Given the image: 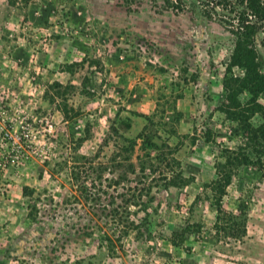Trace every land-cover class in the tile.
I'll list each match as a JSON object with an SVG mask.
<instances>
[{
	"label": "rangeland",
	"instance_id": "rangeland-1",
	"mask_svg": "<svg viewBox=\"0 0 264 264\" xmlns=\"http://www.w3.org/2000/svg\"><path fill=\"white\" fill-rule=\"evenodd\" d=\"M246 1L0 0V264H264V141L240 128L263 119L222 109L264 70ZM144 125L174 153L140 171ZM226 148L251 161L219 214Z\"/></svg>",
	"mask_w": 264,
	"mask_h": 264
},
{
	"label": "trees",
	"instance_id": "trees-1",
	"mask_svg": "<svg viewBox=\"0 0 264 264\" xmlns=\"http://www.w3.org/2000/svg\"><path fill=\"white\" fill-rule=\"evenodd\" d=\"M209 3H211L213 9L219 5H222V7H224V5H229L228 0H210ZM240 14L243 15L239 16V18H241V22L238 25L252 27L253 23H255L253 26V32L262 31L264 33V6L261 4L260 0H247L246 9L242 10ZM258 44L264 49V35L259 39ZM243 52L250 59H255L256 57V53L253 48H244ZM232 63H235V61L232 60ZM223 85L225 91L231 94L229 100L224 104V108H222L223 111L228 114V117L242 121H246L250 115L258 113L263 119L261 124L258 126H252L249 122H247L244 127L240 126V128L243 131H246V135L249 137L250 143H257L255 140L258 137L264 141V104L258 102V98L260 96L264 97V70L260 69L259 63H254L249 69H247V72L241 78H234L224 81ZM243 91L249 94V98L244 104H242L238 99V94ZM145 118L147 120L150 119L149 116H145ZM151 123L152 122L150 121V124ZM146 129H148V126L144 125L143 130L137 134V138L141 141L140 148L144 150L142 157H138L140 171H143L145 168L144 164L141 163L142 158H153L157 161H161L167 154L165 149H161L162 147L166 146L165 143L158 145L153 140L154 134L151 133L150 130L147 132ZM157 137L159 138V136ZM129 142V146L125 148V151L127 152L132 151L135 144H137L135 139H130ZM166 147H168L170 151L169 153L173 155L174 152L172 148L169 146ZM256 149V147L252 148L253 152L257 153L258 151ZM220 158H224V161H217L215 164L217 177L211 183V190L214 192L216 209H218L219 214H223L226 212V210L221 207V196L225 193L226 186L230 184L232 175L236 173V171L239 169L238 167L250 163L251 160L246 149L243 151V153H241L239 151L236 152L235 150L232 151L226 148L220 154ZM125 159H129V156H126ZM169 159L172 162L175 161L178 163L174 156H171ZM130 166L132 167V165ZM161 179L164 180L165 185H172L174 187L180 182L184 181L181 178V172H170L169 174L166 173L165 175L161 176ZM146 192L148 193L149 191L146 190ZM217 218H219V216ZM133 228H135L134 225ZM182 232L185 233L186 229L181 231L180 235H182Z\"/></svg>",
	"mask_w": 264,
	"mask_h": 264
},
{
	"label": "built area",
	"instance_id": "built-area-1",
	"mask_svg": "<svg viewBox=\"0 0 264 264\" xmlns=\"http://www.w3.org/2000/svg\"><path fill=\"white\" fill-rule=\"evenodd\" d=\"M50 128H51V124H48V128L47 129L50 130Z\"/></svg>",
	"mask_w": 264,
	"mask_h": 264
}]
</instances>
